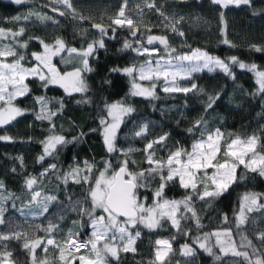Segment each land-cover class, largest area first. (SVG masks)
<instances>
[{
  "label": "trees",
  "instance_id": "1",
  "mask_svg": "<svg viewBox=\"0 0 264 264\" xmlns=\"http://www.w3.org/2000/svg\"><path fill=\"white\" fill-rule=\"evenodd\" d=\"M28 1L30 4L27 6L5 5L0 2V28L13 31L20 27L25 29L18 41L26 42L27 48L17 47L18 53L25 56L22 61L25 67L35 65L32 54L41 52V40L44 43L53 40L47 36L50 33L63 40L68 48L74 47L77 50H83L89 43L100 39V34H94L91 30L93 23L108 28V35L104 37L105 46L97 48L93 55L88 57L92 70L82 73L87 84L86 92H73L69 95L61 87H43L37 78H28L25 81L30 91L15 101L16 106L25 110V114L17 117L12 124L0 127V136L12 138L11 141H0V182L5 186L4 191L12 194L11 199L0 202L5 220V223L0 225V233L18 231L25 234L29 241L45 239L48 234L44 229L53 224L56 229L52 235L58 243L63 242L70 232L74 239H89V227L81 231V225L88 222L79 209L86 199L91 178L104 167L105 161L111 163V171H116L125 159L129 161V172L139 173L146 170L149 165L146 161L145 145L161 135L167 134V140L163 147L157 146L156 158L160 160H166L170 152L180 148L191 151L195 140L201 138L202 134L206 137L207 132H214L217 128L224 134L219 156L221 161L224 159L223 147L235 137L246 139L255 133L261 137V143H264V99L260 95H253L258 86L248 71H240L232 66L234 80L216 71L203 72L182 83L184 87L195 83L202 92L165 93L158 84L155 90L156 98L132 96V77L111 71L143 63V56L135 55L131 49L125 50L123 47L126 40L135 46L129 33L116 31L113 36L109 27L110 18L116 15L122 0H71L75 11L85 17L83 23L88 25L86 31L80 34L70 31L69 19L66 16L59 19L49 13V0ZM156 3L169 17L173 13L184 17L179 25V31L184 32V36L182 39L177 37L175 41L158 14L144 10L143 17L135 21L139 33L144 37L149 34L167 36L170 46L181 54L199 48L225 61L235 56L247 65L256 64L258 68H264V51L256 52L251 48V45L264 47V0H252L250 7L230 5L228 8L214 5L211 0H156ZM137 5L143 6L144 0H129L128 9L137 8ZM29 12L33 15L28 20L14 22L15 17L27 16ZM40 12H46L63 26L58 30L52 25L43 27L40 24L42 21L35 15ZM221 12L224 13L223 21ZM148 26H152L150 33ZM224 39L235 46L224 44ZM160 49L159 55L165 56L163 48ZM12 59L8 58L7 62ZM66 69L65 67L61 70L65 72ZM216 94L220 95V99L213 109L205 111L208 96ZM39 96L46 97L51 102L48 107L52 110L60 109V105H63L53 117L56 125L54 132L69 141L58 146L57 151L52 156L45 157L43 161L39 159L44 153L43 141L53 133L49 130L48 121L35 118L36 112L39 111L35 98ZM116 102H123L134 111L125 117L117 132V151L109 153L99 121L106 115L105 105ZM202 118L206 122L205 125L194 128L196 121ZM145 124L148 125L145 136H136L135 133ZM190 128L193 129L192 132L188 131ZM74 137L79 139L73 141ZM129 148L133 151L128 152ZM85 162L93 166L90 174L84 169ZM52 164L56 165L54 170L50 167ZM77 166L81 175L88 174V183H76L72 178L65 182L64 177ZM42 173L45 174L41 175ZM30 177L37 179L34 185L36 191L55 197L49 203L48 212L43 215L30 214V211L36 210H30L28 207L29 191L25 181ZM158 187L159 177L152 180L147 187L138 189V198L145 202L146 206L151 205ZM199 187L202 191L203 185ZM251 193L264 195V177L249 172L241 165L237 168L235 182L231 183L223 195L203 201H192L200 227H197L191 213H188L189 219L181 220L179 231L174 230L166 220L161 221L162 226L154 230L139 228L137 230L141 235L135 241V253L121 251L119 261L110 260V264H152L157 239L171 240L173 252L165 259L166 264H189V261L190 264H241L239 258L224 256L215 245L213 252L221 257L220 260L195 247L196 237L226 229H231L232 239L237 245L241 237L246 236L259 253H264L263 245L256 239V234L264 231V209L248 213L245 224L239 229L236 227V216L241 201L246 194ZM162 195L169 200H183L188 192L179 186L177 180L168 183ZM260 202L264 203V199ZM131 231L135 233L134 228ZM185 232L188 235H185ZM6 243L7 250L13 253L11 260L14 264H31L30 254L22 247L23 239ZM185 244L197 248L195 258L180 255L179 248ZM87 250L74 254L88 255ZM36 259H47L49 264H61L58 249L51 246L47 253L43 251V246L36 249ZM75 264L79 262L76 261Z\"/></svg>",
  "mask_w": 264,
  "mask_h": 264
},
{
  "label": "snow or ice",
  "instance_id": "2",
  "mask_svg": "<svg viewBox=\"0 0 264 264\" xmlns=\"http://www.w3.org/2000/svg\"><path fill=\"white\" fill-rule=\"evenodd\" d=\"M27 0H14L17 5L26 3ZM214 5H219L221 8H228L230 5L235 7L251 6L252 0H211ZM51 11L63 17L66 14L71 15L74 19L84 20L85 17L78 15L73 8L71 0H51ZM129 0H122L121 6L114 17H111L109 27L112 29L113 36L117 28H127L132 38H134L135 47L129 41L124 42V49H131L140 56H145L143 63L138 66H129L123 69H112L113 72H122L124 75L132 77L131 92L132 96H141L145 98H156L155 90L158 84H161L162 91L165 93H184L188 94L193 91H203L198 89L197 84L192 83L190 87L181 86L180 81L190 80L194 73L207 71L213 73L219 71L225 76L235 79L231 65H238L240 69H247L252 72L255 77V82L258 85L256 93L264 99V70H260L256 64L247 65L232 56L228 62L210 55L207 51L199 48L191 50L189 53H178L175 48L169 44L167 36L149 34L144 37L139 33V29L134 23L133 17L127 15ZM136 13L137 19L143 17L146 8L149 12L154 11L162 19L164 26L176 33L180 37L184 36V32L179 31L178 26L183 21V16H178L173 13L171 17L162 11L157 5L156 0H144V6L140 7ZM255 14V13H254ZM33 13L29 12L27 16H17L14 22L28 20ZM36 18L39 20H49L53 23L57 21L49 15L36 13ZM224 13L221 12V20L223 21ZM155 26V25H152ZM148 26L149 33L151 27ZM92 28L96 29L101 39L89 43L83 51H78L76 48H67L63 40L57 39L54 45L40 43L43 45V53H33L34 59L38 62L36 66L24 67L22 61L25 56L17 51L19 48H27V43H19L18 38L24 34L25 29L20 27L18 30L0 28V41L11 39L15 43L4 44L0 42V127L12 124L17 117L23 116L25 110L16 106L15 101L23 96H26L30 89L25 81L29 77H37L43 87L48 85H59L66 93L71 95L73 92L84 93L87 91V84L82 76V72H90L88 57L93 55L97 48H103V37L108 35V28L99 23H93ZM224 44L232 47L231 42L227 39L223 40ZM163 46L165 56L155 59L153 55L160 52L159 47H151L154 45ZM251 48L256 52L264 51V47L251 45ZM67 51L69 56L76 54L81 57L82 68L76 67L74 70L66 71L61 74L56 66L52 63V58L59 56ZM13 58L11 62H7L8 58ZM139 81L149 82V86L145 87ZM220 95L208 96L205 111L213 109ZM39 105V111L36 112L35 118L40 121H48L49 130L53 134L46 137L43 141L44 153L40 156L43 161L46 156H52L58 149V146L69 143L63 135L55 134L56 127L53 122V117L58 114L60 109L52 110L48 107L51 103L46 97L39 96L35 98ZM104 111L105 116L100 118L99 123L103 127L104 143L109 153L117 151L115 141L117 132L125 117L130 115L134 109L127 106L123 102L106 104ZM204 119L196 121L194 128H200L205 125ZM148 125H143L139 131L135 133L138 137H144ZM192 132L193 129L188 130ZM205 131L207 128L205 127ZM224 134L219 128L214 132H207L206 137L202 134L201 138L195 140L192 144L191 151H185L180 148L174 152H170L166 160L156 158L157 146L163 147L167 140V134L161 135L159 138L148 142L145 145L144 151L146 161L149 167L139 173L128 171L129 161L123 160L118 171H114L111 176L107 175L108 170L112 167L110 162H105L104 171L100 172L99 177L95 180V187L90 188V200L92 212L88 213L86 209L80 208L81 213L90 216V223L93 229L92 235L87 241L78 242L73 238L72 233L61 243H58L52 235L56 229V225L49 224L44 231L48 234L45 239H36L29 241L27 236L18 231H12L8 234L0 233V264H14L11 260L13 253L8 251L6 242L11 240H24L23 249L30 254L31 264H49L47 259L37 260L36 249L43 246V251L47 253L49 246L56 248L59 251V261L61 264H110V260L119 261V253L133 252L135 240L141 233L136 231L134 235L130 232V228H135L137 225H143L149 230H154L162 226L161 221H170L172 227L178 231L181 229V220L189 219L188 213H191V218L196 221L197 227H200L199 218L195 212L192 201L194 199L206 200V198H215L223 195L228 190L231 183L236 180V171L239 166H243L249 172L257 173L264 177V143H261V137L253 133L246 139L235 137L231 139L223 147V157L221 161L222 142ZM79 137H74L73 141ZM9 136H0V141H11ZM128 152L133 151L129 148ZM51 169H55L56 165L52 164ZM92 165L84 163L86 173L92 172ZM209 169L212 170L209 174ZM166 170V171H165ZM15 172V169H13ZM48 169L45 170L47 173ZM42 173L41 175H44ZM88 174L81 175L79 166L70 171L65 177V182L72 178L76 183H88ZM127 177V178H126ZM159 177V187L154 193V202L146 206L137 195L138 189L147 187L152 180ZM178 180L179 186L188 192L183 200H169L163 198V191L166 185L170 182ZM37 179L30 177L26 179V188L29 191V209L35 208V211H30L32 216L43 215L48 212L49 203L55 197L42 195L40 191L34 189ZM203 185V191L199 185ZM210 185L214 186L209 190ZM4 184L0 182V202L11 199L12 194L4 191ZM264 195L251 193L246 194L241 201L240 210L236 216V227L241 228L248 219V213L260 212L264 209V203H261ZM87 203V199L85 200ZM96 209H101L106 215L95 216ZM4 209L0 203V225L5 223L3 218ZM121 217L124 219L121 220ZM227 222V217L224 218ZM188 235L187 232L184 233ZM211 237H215V246L220 249L224 256L231 255L234 258H239L241 264H264V253H259L258 249L252 244L246 236H242L239 245L232 239L231 229L216 231L213 233H205L203 237H196L194 244L198 245L199 249L208 253L210 256H215L216 260L221 257L213 252L212 246L208 241ZM174 239V237H173ZM256 239L264 245V231L256 234ZM103 241V244H101ZM119 241L120 243H115ZM154 261L152 264H166L165 257L172 252V243L169 239H157L155 241ZM81 249H88V255H75ZM68 253V255H66ZM197 248L185 244L181 248V254L187 258H195ZM190 264V261H189Z\"/></svg>",
  "mask_w": 264,
  "mask_h": 264
},
{
  "label": "rangeland",
  "instance_id": "3",
  "mask_svg": "<svg viewBox=\"0 0 264 264\" xmlns=\"http://www.w3.org/2000/svg\"><path fill=\"white\" fill-rule=\"evenodd\" d=\"M48 5H50L49 6V8L51 9V7H52V4H51V0H49L48 1ZM144 6V5H143ZM143 6H140V7H143ZM129 10V9H128ZM140 10V8H133V9H130L129 11H127V15H129V16H131V17H133V19H134V23H135V21L136 20H138L137 19V17H136V13L138 12ZM144 10H147L146 8L144 9ZM27 12H28V10H27ZM77 13V12H76ZM39 14H42V15H48L46 12H40ZM78 14V13H77ZM79 15V14H78ZM68 19H69V21H68V28L70 29V31H72L73 33H77V34H80V33H82V32H85L86 31V29L88 28V25L85 23H83V21L84 20H80V19H74L71 15H68V14H66L65 15ZM42 21V20H41ZM43 27H46V26H49V25H52L54 28H56L57 30H58V28L60 29L61 28V26H63V25H61L60 23H53L52 21H49V20H43L41 23H40ZM60 25V26H59ZM138 28V27H137ZM166 28V27H165ZM178 28H179V26H178ZM139 29V28H138ZM168 29V28H167ZM169 30V33H170V35L173 37V39L176 41V38L178 37V38H180V39H182V37H180L179 35H177L176 33H173V32H171V30L170 29H168ZM116 31H127L128 33H129V35H130V32H129V30L127 29V28H117L116 29ZM54 33H50V34H48L47 36L49 37V38H53V40H51L49 43H46V44H49L50 46L51 45H54L55 44V41L57 40V39H59V38H55V36H52ZM223 34H225V32L223 31ZM56 35V34H55ZM131 36V35H130ZM48 37H46V38H48ZM55 38V39H54ZM100 39H101V37H100ZM103 39H104V37H103ZM0 42H2V43H4V44H8V43H15L14 41H12L10 38L9 39H5V40H3V41H0ZM136 46V45H135ZM134 46V47H135ZM68 47L66 46V49H67ZM84 49H86V47L84 48ZM83 49V50H84ZM83 50H78V51H83ZM191 50H194V49H191ZM190 50V51H191ZM43 51H44V49H43V45H42V50H41V52L40 53H43ZM189 51V52H190ZM189 52H186V53H189ZM133 53L135 54V55H138L136 52H134L133 51ZM138 56H140V55H138ZM69 54L67 53V51H65V52H63V53H61L59 56H55V57H53L52 58V63L56 66V68L58 69V71L61 73V74H63L64 72L61 70L62 68H67L66 70L67 71H71V70H74V68H76V67H79V68H82L83 67V65H82V60H81V57H79V56H77L76 54H72L69 58ZM161 56L159 55V53H156V54H154L153 55V62L155 61V59H158V58H160ZM10 58V57H9ZM34 58V57H33ZM65 58H67V59H69V60H67V61H65L66 59ZM145 56H143V62H144V60H145ZM35 60V59H34ZM229 60V59H228ZM228 60L227 61H225V62H228ZM38 64V62L35 60V65L34 66H36ZM72 65H76V67H70V66H72ZM232 66H235L238 70H240V71H248L247 69H240L239 67H238V65H231V67ZM25 67V66H24ZM33 67V66H32ZM68 67H70L69 69H68ZM260 69V68H259ZM260 70H264V68L263 69H260ZM66 72V71H65ZM203 72H206V73H209V72H207L206 70L205 71H203ZM203 72H200V73H194L193 74V76H192V78L194 77V76H196V75H199V74H201V73H203ZM249 72V71H248ZM82 73H84V72H82ZM214 73V72H213ZM252 76H253V80H254V82H255V77H254V74L252 73V72H249ZM29 78H37V77H29ZM191 78V79H192ZM38 79V78H37ZM190 79V80H191ZM39 80V79H38ZM185 81H187V80H182V81H180V84H181V86H182V83L183 82H185ZM137 82L138 83H141V82H146L147 84H142V85H144L145 87H147V86H149V82H147V81H139L138 80V78H137ZM161 84H162V82H161ZM161 84H160V88H161ZM255 84H256V82H255ZM257 85V84H256ZM50 86H55V87H60L59 85H51L50 84ZM258 86V85H257ZM62 88V87H61ZM161 90H162V88H161ZM136 97H141V96H136ZM142 98H144V97H142ZM43 151H44V145H43ZM47 157V156H46ZM105 162H108V161H105ZM104 167H105V163H104ZM104 167L93 177V178H91V184H90V186L88 187V191H87V196H86V199H87V203H85V201L83 202V205H82V208L83 209H86L87 210V212L88 213H91L92 212V208H91V200H90V188H94L95 187V180L99 177V174H100V172H102V171H104ZM166 171V170H165ZM111 172V173H110ZM114 171H111V168L108 170V172H107V175L108 176H111L112 175V173H113ZM211 172H212V170L211 169H209V174H211ZM203 188V187H202ZM212 188H214V186H212V185H210V188H209V190H211ZM203 191V190H202ZM155 198V197H154ZM154 198H153V202H154ZM85 199V200H86ZM143 202V201H142ZM145 203V202H144ZM81 214H84V213H81ZM94 215L95 216H100V215H106L105 213H103V211L101 210V209H96L95 210V212H94ZM84 217L87 219V224L86 225H84V224H82L81 225V231H83L84 230V228L85 227H89V235H88V237L90 238L91 237V235H92V231H93V229H92V227H91V223H90V216L88 215V214H84ZM170 222V221H169ZM171 224V223H170ZM172 226V225H171ZM139 228H145L143 225H137L134 229H135V232L136 231H138L137 229H139ZM131 229H133V228H130L129 230H130V232H132L131 231ZM174 230H177L176 228H174ZM133 234V233H132ZM134 235V234H133ZM200 237H203V235L202 236H200ZM137 239V238H136ZM215 240H216V238L215 237H211L210 238V240L208 241V243H209V245L210 246H212V248H213V246L215 245ZM136 241V240H135ZM115 243H117V244H119L120 242L119 241H116ZM101 244H103V241H101ZM182 246L183 245H181L180 246V248H179V251H180V255L182 256V257H184L182 254H181V248H182ZM195 247H197L198 248V245L197 244H195ZM199 249V248H198ZM200 250H202V249H200ZM263 250H264V245H263ZM88 252H89V250H87ZM172 252H173V249H172ZM171 252V253H172ZM170 253V254H171ZM169 254V255H170ZM168 255V256H169ZM167 256V257H168ZM167 257H165V259L167 258ZM185 258H187V257H185Z\"/></svg>",
  "mask_w": 264,
  "mask_h": 264
},
{
  "label": "water",
  "instance_id": "4",
  "mask_svg": "<svg viewBox=\"0 0 264 264\" xmlns=\"http://www.w3.org/2000/svg\"><path fill=\"white\" fill-rule=\"evenodd\" d=\"M0 2L2 3V4H5V5H14V6H27V5H29L30 4V2L27 0V2L26 3H24V4H20V5H17V4H15L14 3V0H0ZM49 13L52 15V16H54V17H56V18H59V19H61L62 17L61 16H59V14H58V12L57 13H53L52 11H51V9H49ZM91 30H92V32L94 33V34H99V32L96 30V29H94V28H91ZM132 39H134V38H132ZM149 48H151V47H160V48H163V46H160V45H154V46H148ZM119 169V168H118ZM118 169L116 170V171H118ZM127 178V177H126ZM124 218L123 217H121V220H123Z\"/></svg>",
  "mask_w": 264,
  "mask_h": 264
},
{
  "label": "built area",
  "instance_id": "5",
  "mask_svg": "<svg viewBox=\"0 0 264 264\" xmlns=\"http://www.w3.org/2000/svg\"><path fill=\"white\" fill-rule=\"evenodd\" d=\"M87 240H89V239L88 238H84L83 240H77V241L80 242V241H87ZM83 250H87V249H81L80 251H83Z\"/></svg>",
  "mask_w": 264,
  "mask_h": 264
}]
</instances>
